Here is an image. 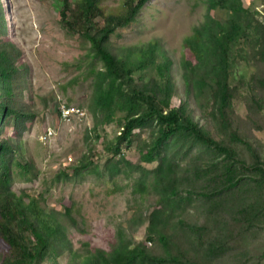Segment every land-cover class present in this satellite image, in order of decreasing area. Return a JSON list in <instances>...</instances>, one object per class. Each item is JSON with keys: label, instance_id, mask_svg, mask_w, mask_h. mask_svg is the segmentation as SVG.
<instances>
[{"label": "trees", "instance_id": "16d2710c", "mask_svg": "<svg viewBox=\"0 0 264 264\" xmlns=\"http://www.w3.org/2000/svg\"><path fill=\"white\" fill-rule=\"evenodd\" d=\"M150 1L122 0L119 13L106 14L100 0H77L67 15L72 3L64 0L60 18L69 32L90 41L91 57L101 64L98 68L96 62H89L87 73L93 78L90 110L94 132H98L94 139L101 137V127L118 122V135L106 142L112 154L105 165L108 175L113 180L138 172L132 193L141 198L153 196L152 209L146 217L139 215V224L147 222L145 238L162 252L145 242L132 243L121 231L110 250L72 252L68 264H220L230 257L236 235L256 238L264 231V160L250 146L252 163L242 159L227 143L240 140L237 131L224 132L231 127L228 113L235 98L234 68L248 65L250 53L264 64V26L243 0H206L205 21L184 39L181 77L199 110L219 117L222 127L217 128L216 140L193 119L185 103L171 107L172 62L158 61L153 42L131 47L123 56L109 46L117 30L136 21ZM218 11L224 21L216 17ZM3 13L0 6L1 32L7 30ZM20 56L14 44L0 43V131L10 126L23 132L35 117L28 103L33 93L32 71L29 65L18 64ZM144 71H151L152 78L136 81L135 75ZM247 92L254 95L252 101L257 100L253 89ZM140 132H148L149 139L142 145L139 140L140 163L133 165L125 160L122 146L129 148ZM185 147L195 154L182 163L179 157ZM15 152L12 139L0 142V264H45L70 245L65 221L71 209L64 206L62 212L63 208L41 206L38 199L11 190L9 165ZM93 152L90 149L73 168L76 176L96 170ZM141 164L154 167L146 170ZM16 166L19 177L28 181L30 165ZM68 171L59 176L71 179ZM192 210L205 217V222L192 221ZM231 259L233 264L248 263L242 261L247 253Z\"/></svg>", "mask_w": 264, "mask_h": 264}, {"label": "rangeland", "instance_id": "374dc122", "mask_svg": "<svg viewBox=\"0 0 264 264\" xmlns=\"http://www.w3.org/2000/svg\"><path fill=\"white\" fill-rule=\"evenodd\" d=\"M69 1L72 6L67 10V15L71 14L77 0ZM205 1L151 0L142 8L136 21L117 30L109 46L123 56L131 47L153 42L158 61L170 59L172 62L175 90L171 107L185 103L193 119L217 140L216 132L219 126L222 127L219 117L199 110L186 91L180 68L185 37L193 34L194 28L205 21L208 12ZM63 2L0 0L7 26L5 32L0 31V43L14 44L21 53L18 64L30 66L33 93L28 103L30 111L35 113L34 120L26 124L25 131L18 133L10 126L0 131V142L10 138L16 149L9 165L11 190L17 195L26 193L38 199L41 206L47 204L49 207L63 208L62 212L65 211L64 206L71 209V217L65 221V233L70 245L57 258L45 264H68L72 252L82 254L97 248L110 250L118 242L121 231L132 243L145 242L148 247L162 252L161 247L146 240L147 222L139 224V215L146 217L152 209L153 196L141 198L138 193H132L138 172L123 174L113 180L108 175L105 165L112 154L107 152L106 142L118 135V122L101 127V137L94 139L98 132H94L95 121L90 110L93 78L87 73L88 63L96 60L91 57L90 41L78 33L69 32L61 22ZM243 4L255 13L254 18L264 26V0H243ZM100 5L106 14L119 13L122 0H100ZM215 15L225 20L222 12H215ZM97 22H103V17L99 16ZM247 58L248 65L242 67L243 64H240L232 74L231 87L235 91V98L228 113L231 127L227 130L224 128V132L237 131L240 140L227 143L242 159L252 163L250 147L264 160V64L256 61L253 53ZM100 65L97 63L98 68ZM151 76V71H144L137 73L135 79L138 81L139 78L148 79ZM250 89L255 91L257 102L251 100L254 95L247 92ZM62 104L85 113L84 118L80 120V114L70 122L61 120L57 107ZM49 131L53 133L49 135ZM148 139V132H140L129 148L123 145L125 160L138 165V142L143 140L142 145ZM90 149H94L92 163L96 170L76 176L73 168L79 166ZM186 150L187 147L179 157L182 163L189 162L195 154ZM17 164L30 165L28 181L19 177ZM141 165L146 170L154 167V164ZM67 170L72 178L64 180L59 174ZM197 214V210L191 211L192 221L199 218L198 222L204 223L205 217ZM186 217H190L189 213H186ZM230 246V257L220 264H233L231 257L240 253H247V259L242 260L248 261L247 264H264V231L256 238L248 234L236 235Z\"/></svg>", "mask_w": 264, "mask_h": 264}, {"label": "built area", "instance_id": "2783aa9c", "mask_svg": "<svg viewBox=\"0 0 264 264\" xmlns=\"http://www.w3.org/2000/svg\"><path fill=\"white\" fill-rule=\"evenodd\" d=\"M58 113L60 116V119L63 121L70 122L72 121L76 116L80 117V120H82V117L84 118L85 113H81L80 110L75 109L73 106H69L67 104H62L59 106ZM53 132L49 131V135H51Z\"/></svg>", "mask_w": 264, "mask_h": 264}, {"label": "clouds", "instance_id": "9594fccd", "mask_svg": "<svg viewBox=\"0 0 264 264\" xmlns=\"http://www.w3.org/2000/svg\"><path fill=\"white\" fill-rule=\"evenodd\" d=\"M58 109H59V106L57 107V113H58ZM58 116H59V113H58ZM60 117V116H59Z\"/></svg>", "mask_w": 264, "mask_h": 264}]
</instances>
